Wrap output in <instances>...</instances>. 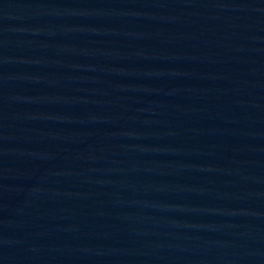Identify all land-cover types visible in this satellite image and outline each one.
Segmentation results:
<instances>
[{
    "label": "water",
    "instance_id": "obj_1",
    "mask_svg": "<svg viewBox=\"0 0 264 264\" xmlns=\"http://www.w3.org/2000/svg\"><path fill=\"white\" fill-rule=\"evenodd\" d=\"M0 264H264V0H0Z\"/></svg>",
    "mask_w": 264,
    "mask_h": 264
}]
</instances>
